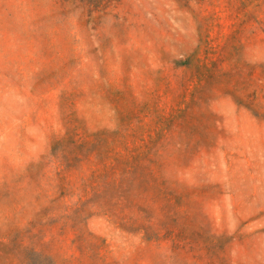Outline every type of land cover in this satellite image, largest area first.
<instances>
[{"label": "rangeland", "instance_id": "obj_1", "mask_svg": "<svg viewBox=\"0 0 264 264\" xmlns=\"http://www.w3.org/2000/svg\"><path fill=\"white\" fill-rule=\"evenodd\" d=\"M206 42L227 48L232 62L261 68L264 0H0V198H7L0 227L27 204L20 188L28 168L36 167V179L52 139L74 120L88 133L131 124L138 131L127 141L147 139L141 127L179 107L175 62ZM219 90L208 104L217 125L212 146L178 174L189 188L186 232L217 240L194 234L189 253L166 234L165 219L121 224L94 211L83 240L67 232L49 246L55 261L264 264V94L258 117ZM173 228L184 230L182 221Z\"/></svg>", "mask_w": 264, "mask_h": 264}, {"label": "trees", "instance_id": "obj_2", "mask_svg": "<svg viewBox=\"0 0 264 264\" xmlns=\"http://www.w3.org/2000/svg\"><path fill=\"white\" fill-rule=\"evenodd\" d=\"M201 44L175 62L173 75L182 92L179 107L155 116L154 126L145 125L147 130L141 127L147 139L127 141L138 131L131 124L88 133L75 120L74 127L64 126L63 137L52 139L51 149L38 163L41 174L35 179L34 165L26 172L30 175L20 192L27 204L21 202L10 216L4 215L5 224L0 227L3 261L11 264L20 258L25 264L21 254H28L37 258L35 264H63L53 259L49 246L67 232L73 233L74 241L83 240L84 226L94 211L121 224L165 219L170 224L166 234L182 239L189 253L194 252V234L217 240L210 232L202 233L203 229L202 235L186 232L184 197L189 188L178 174L201 148L212 146L217 125L208 104L218 89L259 115L256 103L258 95L264 94V65L257 69L232 62L225 54L227 48ZM176 135L178 139L173 140ZM174 146L178 156L166 154ZM5 200L0 198V203ZM180 221L184 230L173 228Z\"/></svg>", "mask_w": 264, "mask_h": 264}]
</instances>
